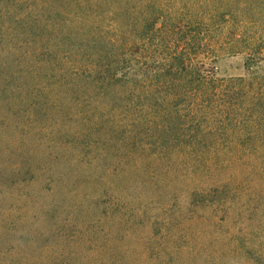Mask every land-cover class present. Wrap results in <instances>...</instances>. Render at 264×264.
<instances>
[{
    "label": "rangeland",
    "instance_id": "374dc122",
    "mask_svg": "<svg viewBox=\"0 0 264 264\" xmlns=\"http://www.w3.org/2000/svg\"><path fill=\"white\" fill-rule=\"evenodd\" d=\"M46 1L0 0V264H264V157L129 152L122 132L100 125L126 111L103 107L109 98H60L83 31L50 12L43 21ZM241 35L221 24L217 52L194 63L249 77Z\"/></svg>",
    "mask_w": 264,
    "mask_h": 264
},
{
    "label": "trees",
    "instance_id": "16d2710c",
    "mask_svg": "<svg viewBox=\"0 0 264 264\" xmlns=\"http://www.w3.org/2000/svg\"><path fill=\"white\" fill-rule=\"evenodd\" d=\"M173 1H46L43 21L52 19L50 12L83 31L75 76L61 77L60 98H109L103 107L126 111L100 125L105 133L122 132L129 152L154 148L194 161L243 151L264 157V0ZM43 21L37 26L43 33L56 30ZM16 23L14 36L22 34ZM223 23L241 29L234 39L248 53L249 77H219L203 60L193 61L217 52L215 32Z\"/></svg>",
    "mask_w": 264,
    "mask_h": 264
}]
</instances>
